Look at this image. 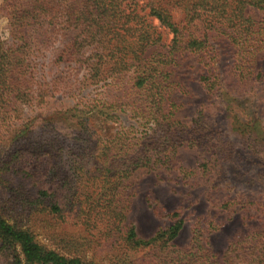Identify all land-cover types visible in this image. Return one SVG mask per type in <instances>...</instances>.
Masks as SVG:
<instances>
[{
	"label": "trees",
	"instance_id": "16d2710c",
	"mask_svg": "<svg viewBox=\"0 0 264 264\" xmlns=\"http://www.w3.org/2000/svg\"><path fill=\"white\" fill-rule=\"evenodd\" d=\"M0 20V143L7 144L0 178L26 153L45 156L54 161L51 176L68 185V201L84 229L115 239L118 249L131 253L174 240L183 224L177 214L147 239L123 223L133 196L129 179L142 170L169 168L179 147L202 140V134H193L199 120L190 129L174 118L179 57H196L204 69L199 80L211 91L222 82L217 41L226 39L237 80L250 89L263 80L264 0H0ZM86 81L103 90L79 99ZM43 98L75 101L66 111L76 120L68 143L31 135L33 120L24 112ZM229 98L226 109L236 131L248 133L243 140L248 146L264 150L263 135L250 134L256 121ZM93 114L114 124L110 135L92 125ZM39 196L48 203L45 209L62 217L50 195ZM197 238L169 261L215 264ZM4 253L9 264H93L44 248L30 231L0 217V257ZM227 253L232 264H264V233L235 243Z\"/></svg>",
	"mask_w": 264,
	"mask_h": 264
},
{
	"label": "rangeland",
	"instance_id": "374dc122",
	"mask_svg": "<svg viewBox=\"0 0 264 264\" xmlns=\"http://www.w3.org/2000/svg\"><path fill=\"white\" fill-rule=\"evenodd\" d=\"M251 14L259 15L256 10ZM2 26L0 20V29ZM217 42L215 61L220 85L211 91L205 89L199 80L204 69L194 56L179 57L173 73L180 86L171 95L179 105L174 118L190 129L193 121L199 120L193 134H202L201 142L179 147L169 168L142 170L129 179L128 192L133 196L123 223L147 239L170 226L176 219L173 214H177L183 224L174 240L161 249L146 247L131 253L118 249L115 239L101 236L95 229H84L76 216V206L68 201V185L50 174L54 161L28 153L0 178V217L30 231L44 248L93 264H175L168 256L177 257L175 251L189 250L194 237L213 254L215 264H232L227 256L232 245L264 233V150L243 141L248 133L240 135L236 131L238 126L226 109V99L240 102L245 109L241 110L256 121L250 134L264 137V77L252 89L249 83L238 81L231 72V45L226 39ZM261 64L264 71V60ZM102 90L86 81L80 86L78 98ZM74 104L71 98L37 100L23 116L33 120L31 135L57 136L68 143L76 120L66 111ZM93 116L92 125L101 134L110 135L114 124ZM6 145L5 141L0 143V155ZM40 191L50 195V201L62 209V217L45 209L48 203L39 196ZM9 260L4 253L0 264H9Z\"/></svg>",
	"mask_w": 264,
	"mask_h": 264
}]
</instances>
